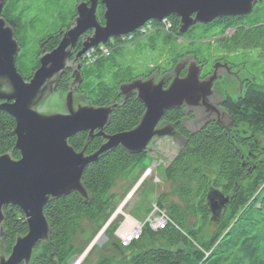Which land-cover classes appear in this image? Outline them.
Segmentation results:
<instances>
[{
    "label": "trees",
    "instance_id": "obj_1",
    "mask_svg": "<svg viewBox=\"0 0 264 264\" xmlns=\"http://www.w3.org/2000/svg\"><path fill=\"white\" fill-rule=\"evenodd\" d=\"M17 1L8 0L12 7L8 9L9 19H4L19 45L16 69L28 80L39 66L42 51L54 49L62 32L70 27L77 3L88 0H29L24 5ZM103 10V5L96 8L101 23ZM142 27L129 33L132 39L110 36L112 39L103 44L105 50L93 46L95 51L86 58L84 52L78 60L80 81L74 83L71 77L77 67L64 69L58 78L51 95L57 102L50 109L63 110L70 89L75 105L112 107L103 134L95 131L90 136L89 131H80L69 138L76 151L93 154L106 141V135L129 131L139 123L145 105L135 93L125 97L120 90L123 83L155 74L166 87L176 73L179 77L186 75L189 59L201 65V79L213 72L219 60L244 67L251 78L238 95L219 98L218 106L226 119L215 117L196 125V111L191 107H171L164 112L161 126L170 127L168 136L179 148L164 164V187L154 192L150 203L153 209L165 211L166 223L154 229L145 222L141 236L128 245L112 241L110 231L95 264H114L129 253L120 264H264V0H258L248 14L196 22L184 32L179 31L175 15L164 21L150 19ZM140 45L158 50V56L139 74L128 58L135 53L132 48ZM80 48L81 40L69 59ZM240 125L245 126L244 131L237 129ZM14 128L15 119L0 109V155L9 153L16 159L20 153L15 147ZM148 151L130 152L120 145L105 150L84 168L81 184L85 196L71 191L49 199L43 206L49 233L34 246L28 264H62L69 260L77 237L85 235L89 225L104 216L116 197L113 189L118 180L133 177L148 158ZM214 191L228 197L217 215H212L208 201ZM152 208L145 209L144 215ZM2 211L0 254L8 255L16 237L27 232V223L24 212L15 205L4 206ZM146 216L133 217L142 221ZM211 224L212 233L203 239Z\"/></svg>",
    "mask_w": 264,
    "mask_h": 264
},
{
    "label": "water",
    "instance_id": "obj_2",
    "mask_svg": "<svg viewBox=\"0 0 264 264\" xmlns=\"http://www.w3.org/2000/svg\"><path fill=\"white\" fill-rule=\"evenodd\" d=\"M100 1L104 6L103 22H99L96 17L99 0L79 1L70 27L62 32L54 49L42 51L39 66L26 80L15 66L19 45L14 38V30L1 15L4 0H0V109L15 119V147L20 153V157L16 159L9 153L0 155V232L4 219L2 208L9 204L24 212L27 223V232L16 237L10 253L0 254V264L29 263L34 246L45 240L49 233L43 206L49 199L71 191L85 196L81 184L84 168L101 152L118 145L130 152L144 149L150 151L153 150L152 143L157 137L170 135V127L161 126L167 109L182 105L193 108L197 115L196 125L215 117L227 118L218 106L219 98L224 96L220 95L217 82L212 87L217 75L211 74L201 79L200 66L188 58L186 75L179 77L176 73L166 87L161 80H156L155 74L121 84L120 90L125 97L135 93L145 105L139 123L129 131L106 135V141L93 154L86 155L84 151H76L69 144V138L80 131H89L90 136L95 131L103 134L112 107L93 106L89 103L75 105L71 89L64 97L63 110L50 109L54 104H48L47 101L64 69L77 67L72 71L71 77L74 83L80 81L78 60L87 49L105 43L110 36L135 31L150 19L160 21L169 15H175L179 18V31L184 32L196 22L207 23L225 15L248 14L258 0ZM79 40L80 50L69 59ZM215 67L220 72H230L225 62L220 64L217 61ZM241 82L242 80L239 92H234L231 96L240 93ZM227 199L217 191L208 196L214 215L220 212ZM115 215L116 211L108 219L109 223ZM105 238V235L100 238L98 234L94 236L80 258Z\"/></svg>",
    "mask_w": 264,
    "mask_h": 264
},
{
    "label": "rangeland",
    "instance_id": "obj_3",
    "mask_svg": "<svg viewBox=\"0 0 264 264\" xmlns=\"http://www.w3.org/2000/svg\"><path fill=\"white\" fill-rule=\"evenodd\" d=\"M160 21H164L161 19ZM66 21L65 25H67ZM231 33V31H227V34ZM133 56L128 58V62H130L134 66L135 73H144L149 65H152L155 58L158 56V50L151 51L147 46L140 45L137 48H132ZM86 52V51H85ZM155 52V53H154ZM214 52H212L213 54ZM264 58V52L262 54ZM81 61V59H79ZM197 63V62H196ZM220 64H224V61L219 60ZM227 63L225 62V65ZM229 67L230 65H226ZM230 66L229 71L234 72L236 76L227 71H222L221 78H219L217 82V86L219 91L221 92V96L231 95L234 92H239V84L241 82L240 91L242 89V83L251 78V75L244 69V67ZM239 68V69H238ZM238 69V70H237ZM247 79H243V78ZM240 80V81H239ZM214 85V84H213ZM236 95H233V97ZM57 97V96H56ZM53 96L48 99V104H54L57 102ZM239 131H244L245 126L240 125L237 128ZM153 150L148 151V158L144 159L143 163L140 164L137 168V172L133 177L127 179L118 180L116 186L113 189V192L116 194V197L111 201L109 206L106 208V212L101 219H96L89 225V230L85 235L77 237L76 244L77 247L71 258L62 264H74L73 260H76L83 252L85 244L91 238V236L95 233V236L98 234L99 238L103 235H111L110 229L111 227L107 224L104 231L100 232V230L105 226L108 219L111 217L112 213L116 211V215L112 218L111 221L118 225L123 224L124 229L127 230V227L130 224V218L127 215H130L134 218L132 213L128 212V208L135 204L132 207V212L134 213L137 210L138 216L140 218H144L145 209L152 208V203H150L154 197V192H156L159 188L164 187V179H162L163 175V166L164 164L170 160L178 151L179 145L175 143L169 136L157 137L152 143ZM134 189V190H132ZM143 193V194H142ZM140 196V197H139ZM123 203V205H122ZM118 207H121V210H118ZM153 209V208H152ZM152 209L148 215L152 213ZM147 215V216H148ZM213 215V213H212ZM146 216V218H147ZM135 219V218H134ZM115 223L113 225H115ZM213 224H211L202 234L203 239H207L212 233ZM123 230V228L121 229ZM118 230V233L121 232ZM100 232V233H99ZM103 233V234H102ZM112 241H119V236L111 235ZM107 236L104 240L100 242V244H96L94 248H92L81 260L80 264H95L98 259V256L101 255L104 250L102 248V244L106 241ZM130 254V253H129ZM123 255L117 258L114 264H120L122 260L129 256ZM78 264V263H76Z\"/></svg>",
    "mask_w": 264,
    "mask_h": 264
},
{
    "label": "built area",
    "instance_id": "obj_4",
    "mask_svg": "<svg viewBox=\"0 0 264 264\" xmlns=\"http://www.w3.org/2000/svg\"><path fill=\"white\" fill-rule=\"evenodd\" d=\"M164 20H166V18ZM146 26L148 27V25H146ZM140 30L144 31L145 28L142 27ZM119 36H121V38L123 40L126 39V38L132 39L133 34H129V33L127 34L126 33V34H121ZM109 39L111 40L112 38H109ZM103 44L104 43H100L98 45H100L99 46L100 49L105 50L104 47H103ZM93 51H95L94 47H90L89 49H87L85 54H84V58H86L89 55V53L93 52ZM127 217H128V215H127ZM129 218L132 219V223L129 224V226L127 227V230L124 229L123 224L125 222H123V224L119 225V227L121 229L123 228V230L120 229L121 230L120 233L116 232V235L119 236V243L121 245H128L134 239L139 238L141 236L142 226H143V224L145 222H148V224L152 228L156 229V228H159V227L161 228L163 225H165L166 220H167L165 211L161 210V209H159L157 207L152 209V213L150 215H148L147 218L145 217V219L142 220V221H138V220L132 218L130 215H129Z\"/></svg>",
    "mask_w": 264,
    "mask_h": 264
},
{
    "label": "flooded vegetation",
    "instance_id": "obj_5",
    "mask_svg": "<svg viewBox=\"0 0 264 264\" xmlns=\"http://www.w3.org/2000/svg\"><path fill=\"white\" fill-rule=\"evenodd\" d=\"M29 0H18L17 2H16V4H18V3H20V4H22V5H24V4H26L27 2H28ZM98 5H102V3H101V1L99 0V2H98V4H97V6ZM10 7H12V5L11 6H9L8 5V0H4V3H3V6H2V9H1V14H2V16L4 17V18H6V19H9V14H8V9L10 8ZM47 32V31H46ZM45 32V33H46ZM41 46H43V42L41 43ZM226 65H228V64H226ZM199 66H200V69H201V65L199 64ZM202 69H203V67H202ZM228 70V69H227ZM201 71V70H200ZM209 72V71H208ZM212 72V71H211ZM210 72V73H211ZM231 72V71H230ZM208 74V76H210L211 74H213V75H217V77L214 79V81H213V84L219 79V78H221V73L222 72H220V69L217 67H215V69L213 70V72L211 73V74ZM207 76V77H208ZM206 78V77H205ZM248 80V79H247ZM247 80H245L243 83H242V86H244V84H245V82L247 81ZM213 84H212V87H213ZM160 125V124H159Z\"/></svg>",
    "mask_w": 264,
    "mask_h": 264
},
{
    "label": "crops",
    "instance_id": "obj_6",
    "mask_svg": "<svg viewBox=\"0 0 264 264\" xmlns=\"http://www.w3.org/2000/svg\"><path fill=\"white\" fill-rule=\"evenodd\" d=\"M143 194V193H142ZM140 197V196H139ZM136 203V202H135ZM134 203V204H135ZM133 204V205H134ZM133 205H131L129 208H128V212H130V213H132V215H134V216H138V213H137V210H135L134 211V213L132 212V207H133ZM112 229H110L111 230V234L112 235H116V232H118V230L119 229H121L120 227H119V225H112V227H111Z\"/></svg>",
    "mask_w": 264,
    "mask_h": 264
},
{
    "label": "bare ground",
    "instance_id": "obj_7",
    "mask_svg": "<svg viewBox=\"0 0 264 264\" xmlns=\"http://www.w3.org/2000/svg\"><path fill=\"white\" fill-rule=\"evenodd\" d=\"M120 208H121V207H118V210H121ZM116 213H117V212H116ZM108 223H109V221L106 222L105 226L100 230V232L104 231V229H105V227H106V225H107ZM130 223H132V219H130ZM100 232H99V233H100ZM79 258H80V256H79L76 260H73V262L75 261L74 264H76V263L80 264V263H79Z\"/></svg>",
    "mask_w": 264,
    "mask_h": 264
}]
</instances>
